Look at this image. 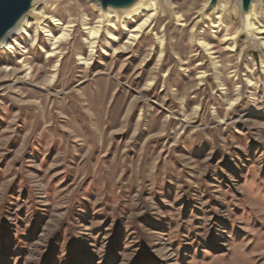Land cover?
Segmentation results:
<instances>
[{"label": "rangeland", "instance_id": "rangeland-1", "mask_svg": "<svg viewBox=\"0 0 264 264\" xmlns=\"http://www.w3.org/2000/svg\"><path fill=\"white\" fill-rule=\"evenodd\" d=\"M207 1L91 38L53 0L0 51V264H264V34Z\"/></svg>", "mask_w": 264, "mask_h": 264}, {"label": "bare ground", "instance_id": "bare-ground-1", "mask_svg": "<svg viewBox=\"0 0 264 264\" xmlns=\"http://www.w3.org/2000/svg\"><path fill=\"white\" fill-rule=\"evenodd\" d=\"M51 1L53 0H30L28 8L21 14L15 24L0 37V51L6 49L9 45L8 43L12 39L22 35L24 28L29 22L34 21L36 27L40 29V27L50 18H48L46 14L44 15L43 13H39L38 10L44 3H50ZM174 1L175 0H109L105 2L104 0H90V2H92L96 7V11L99 15V22L98 25L89 32V34L91 35V38H97L99 37V30L101 31V35H103L102 33L104 31L107 32L109 28L115 29L118 24L119 26L121 24L125 26L126 21H133V19L141 16L143 13L150 14L148 18H155L160 15L161 17L173 16L176 18H174L175 20L183 21L182 16L179 14H176L175 16L173 10ZM230 9H232L233 12L240 13L243 23L242 31L248 36L257 37L258 35L264 34V28L262 29L260 26H257L258 18L264 16V0H208L197 13V24L210 20L212 27L217 28L219 26L213 22L211 16L213 14H218L217 19L221 20L220 14L223 18L228 14ZM148 18L144 22L140 23L139 26L137 25L138 27L133 29L132 32H142V30L148 25V21H150ZM52 23L57 27L63 26V23L58 19H53ZM47 36H49V38L53 37L51 32L48 33ZM137 38L138 36L133 34L130 37V40ZM111 39L117 41V37H113ZM130 40L128 41V44L131 45L132 41ZM228 40L229 39L226 36L223 39V42ZM203 45H205L204 47L206 48V51L211 52L210 54H215L213 51L214 48L211 44H206V42H204ZM261 45H264V42Z\"/></svg>", "mask_w": 264, "mask_h": 264}, {"label": "water", "instance_id": "water-1", "mask_svg": "<svg viewBox=\"0 0 264 264\" xmlns=\"http://www.w3.org/2000/svg\"><path fill=\"white\" fill-rule=\"evenodd\" d=\"M29 1L0 0V37L15 24L21 14L28 8Z\"/></svg>", "mask_w": 264, "mask_h": 264}]
</instances>
